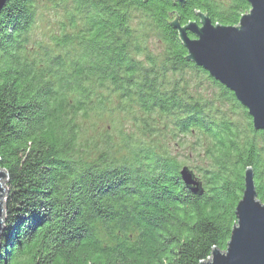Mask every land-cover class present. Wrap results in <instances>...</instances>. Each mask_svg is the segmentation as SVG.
Returning a JSON list of instances; mask_svg holds the SVG:
<instances>
[{"label":"trees","instance_id":"1","mask_svg":"<svg viewBox=\"0 0 264 264\" xmlns=\"http://www.w3.org/2000/svg\"><path fill=\"white\" fill-rule=\"evenodd\" d=\"M41 2L56 15L38 40ZM250 8L246 0L8 1L0 14V167L8 173L0 264H200L226 250L249 168L264 203V131L233 92L187 60L172 23L204 13L235 26ZM202 78L216 88L210 98L197 89ZM114 113L142 137L159 128L197 137L210 161L205 194L186 188L167 150L130 145L121 128L120 140L110 137L116 126L103 124ZM118 148L129 157L107 159Z\"/></svg>","mask_w":264,"mask_h":264},{"label":"water","instance_id":"2","mask_svg":"<svg viewBox=\"0 0 264 264\" xmlns=\"http://www.w3.org/2000/svg\"><path fill=\"white\" fill-rule=\"evenodd\" d=\"M9 0H0V14ZM184 5L185 0H172ZM250 10L235 26L213 24L198 13L199 22L172 26L187 50V60L205 69L211 77L235 94L257 131H264V0H246ZM191 33L194 38H192ZM182 182L196 196H203V182L188 167L180 170ZM8 173L0 167V237L5 230ZM237 223L226 250L213 249L200 264H264V203L258 199L254 171L245 173L243 197L235 211Z\"/></svg>","mask_w":264,"mask_h":264},{"label":"rangeland","instance_id":"3","mask_svg":"<svg viewBox=\"0 0 264 264\" xmlns=\"http://www.w3.org/2000/svg\"><path fill=\"white\" fill-rule=\"evenodd\" d=\"M40 5V18L35 28L34 34V38L38 40L43 39L48 33L49 26L53 24L54 17L56 15V12H50L47 10V8H45V2H41ZM197 89L201 91L205 95V97L208 98L216 94V88H214V86L210 82L203 78L201 79V82ZM112 117L113 118H109L108 120H106L103 126H116V128L114 130H111L110 133V137H112L114 140H120L117 130L121 128V131L124 134H127V136L129 137L130 145H133L135 143V141L133 140L136 139L137 142H144L145 145L154 147L157 149V151H162L164 149L167 150L179 161V163H181L182 166H188L203 182V184L205 183L203 179L204 170L210 166V161L208 160L206 151L204 150V148H202L203 145H200L197 137L186 134L177 135V138H174V133L170 129L159 128L160 124L157 127L159 129L155 130V133L152 137H150L151 135L142 137L139 134V126L135 122H132L129 118L127 119L125 114L114 113ZM103 129L106 128L103 127ZM107 157V159H111L112 157H129V155L127 150L118 148V150H113Z\"/></svg>","mask_w":264,"mask_h":264},{"label":"flooded vegetation","instance_id":"4","mask_svg":"<svg viewBox=\"0 0 264 264\" xmlns=\"http://www.w3.org/2000/svg\"><path fill=\"white\" fill-rule=\"evenodd\" d=\"M194 38V37H193Z\"/></svg>","mask_w":264,"mask_h":264}]
</instances>
